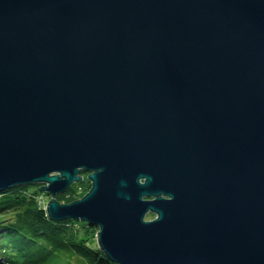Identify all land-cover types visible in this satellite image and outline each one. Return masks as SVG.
I'll use <instances>...</instances> for the list:
<instances>
[{
    "label": "water",
    "instance_id": "obj_1",
    "mask_svg": "<svg viewBox=\"0 0 264 264\" xmlns=\"http://www.w3.org/2000/svg\"><path fill=\"white\" fill-rule=\"evenodd\" d=\"M31 184L115 264H264V0H0V193Z\"/></svg>",
    "mask_w": 264,
    "mask_h": 264
},
{
    "label": "trees",
    "instance_id": "obj_2",
    "mask_svg": "<svg viewBox=\"0 0 264 264\" xmlns=\"http://www.w3.org/2000/svg\"><path fill=\"white\" fill-rule=\"evenodd\" d=\"M82 184L89 191L86 178ZM65 196L56 200L66 203L80 194ZM97 229L83 221H51L30 186L0 193V264H115L95 244Z\"/></svg>",
    "mask_w": 264,
    "mask_h": 264
},
{
    "label": "rangeland",
    "instance_id": "obj_3",
    "mask_svg": "<svg viewBox=\"0 0 264 264\" xmlns=\"http://www.w3.org/2000/svg\"><path fill=\"white\" fill-rule=\"evenodd\" d=\"M86 176H87V173L81 174V177H82L81 182H77V183L72 184L67 191L62 193V194H66L65 198L69 199V195L71 193L80 194V196H77L76 199L72 200V201H75L77 199L82 198L88 192V190L87 191L84 190L85 184H82L83 179H85ZM28 186H30L31 191L34 193V198L36 199L37 203L41 206V208L43 207L45 209L46 204L50 200V195L44 191H40V189H39L40 186H33V185H28ZM70 191H71V193H70ZM72 201H69L66 203H63V202H60V203L67 204V203H70ZM57 202H59V201H57ZM67 220H70V219H67ZM71 221L76 222V220H71ZM97 231H98V229H97ZM96 234H97V232L94 234L95 235L94 239H95V244L97 245ZM97 247H98V245H97Z\"/></svg>",
    "mask_w": 264,
    "mask_h": 264
},
{
    "label": "bare ground",
    "instance_id": "obj_4",
    "mask_svg": "<svg viewBox=\"0 0 264 264\" xmlns=\"http://www.w3.org/2000/svg\"><path fill=\"white\" fill-rule=\"evenodd\" d=\"M33 186H40V184H31ZM25 186H28V185H25Z\"/></svg>",
    "mask_w": 264,
    "mask_h": 264
},
{
    "label": "flooded vegetation",
    "instance_id": "obj_5",
    "mask_svg": "<svg viewBox=\"0 0 264 264\" xmlns=\"http://www.w3.org/2000/svg\"><path fill=\"white\" fill-rule=\"evenodd\" d=\"M154 217V215H152V217L151 218H153Z\"/></svg>",
    "mask_w": 264,
    "mask_h": 264
}]
</instances>
